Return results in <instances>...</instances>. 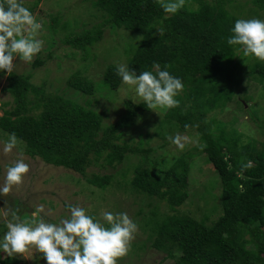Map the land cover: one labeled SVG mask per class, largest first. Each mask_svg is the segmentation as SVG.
Masks as SVG:
<instances>
[{
    "label": "trees",
    "instance_id": "16d2710c",
    "mask_svg": "<svg viewBox=\"0 0 264 264\" xmlns=\"http://www.w3.org/2000/svg\"><path fill=\"white\" fill-rule=\"evenodd\" d=\"M185 3L171 15L163 12L159 0H91L93 20L98 22H82L78 31V26L68 30L69 25L64 22L59 41L81 51L83 61H91L95 58L92 47L101 41L105 29L119 39L124 30L129 31L132 42H126L124 64L139 73L151 70L156 62L161 68L167 65L170 73L182 79L184 89L176 97L179 106L158 109L162 118L152 135L170 141L166 140L168 129L164 127L170 126L198 136V150L221 181V210L211 224L206 223L208 216L197 219L178 211L190 194V162L181 158L163 161L156 149L142 145L143 139L136 144L122 139L125 129L138 121L147 126L154 124L149 117L152 110L138 99L125 98L121 115L103 124L102 115L89 100L80 103L66 94L47 92L42 84L31 82L30 73H0V78L5 79L1 91L11 96L12 104L9 108L6 102L0 104V132L7 138L14 132L29 158L79 173L101 190L114 186L116 192L164 202L170 213L161 214L156 205L147 214L142 209L137 211L143 214L142 222L146 220L140 227L147 233L145 241H151L150 247L163 253V260L170 259L172 264H264V124L254 114L253 120L258 124L252 133L257 137L247 133L250 136L243 138L208 117L213 110H222L232 96L250 97L246 86L240 84L243 78L239 68L245 66L249 76L258 75L264 82V61L248 56L243 62H233L238 46L227 44L232 35L230 29L247 12L244 5L248 2L243 5L237 0L200 1L195 10ZM250 3L247 9L252 15L264 19V0ZM36 4L28 7L30 11ZM58 17L52 19L54 23ZM161 28L163 35L158 33ZM40 55H36L33 68L51 58L50 53L45 60ZM117 65L109 63L96 84L77 71L66 86L73 95L87 96L99 91L110 98L109 93L117 91L122 83L116 75ZM128 155L139 159L127 182L109 174L85 176L92 158L111 165L123 162ZM248 160L253 161V167L242 169ZM5 230L2 222L0 234ZM145 241L136 243L140 250L148 246ZM0 259V264H25L4 253H0Z\"/></svg>",
    "mask_w": 264,
    "mask_h": 264
},
{
    "label": "rangeland",
    "instance_id": "374dc122",
    "mask_svg": "<svg viewBox=\"0 0 264 264\" xmlns=\"http://www.w3.org/2000/svg\"><path fill=\"white\" fill-rule=\"evenodd\" d=\"M200 1L212 3L215 0H186L185 4L190 10H195L198 8ZM237 1L238 3H243V5L248 2L247 5H244L247 12L245 11L244 14L240 15V18L257 16L256 14L252 15L251 10L247 9L251 6V0ZM35 2L37 4L32 8V12L42 25V28L35 35L36 39L43 41L40 57L45 60V57L50 53L51 58L45 60L37 68L32 67L36 56L31 62L20 61L17 58L14 60L16 67L13 72L20 74L30 73L32 76L31 82L34 85L42 84L47 92L66 94L67 97L80 103L85 100L91 101L93 109L102 115L103 124L115 121L123 111L122 101L125 98H132V94L126 91L127 85L121 83L117 91L113 90L111 94L109 93V98L104 97L99 91L87 96L81 94L73 95V90L67 88L66 83L73 73L78 71L96 84L101 80V75L109 63L124 64L127 55L125 52L126 42H132L131 37H128L131 32L118 31L119 33L123 31L125 34L120 35L119 39L118 35L105 29L102 32L101 41L92 47L95 58L91 61H83L81 59V51L59 41V36L64 34L60 31V28L64 22L68 23V30L73 29L82 22L91 24L98 22V19L93 20L94 12H91V0H24V6L31 7ZM232 12L236 13V10L233 9ZM262 15L264 17V13ZM55 17L59 18L57 23L52 20ZM80 28L81 26H78L75 30L78 31ZM134 35L137 36L136 34ZM243 59L245 57L242 52L236 51L233 62H243ZM239 74L243 78L240 84L246 86L250 97L239 98L238 96H232L222 110L219 112L218 110H213L208 113V117H214L227 129L242 134L243 138L247 137V133H251L250 135L256 138L257 134L254 131L252 133V128H255L258 124L253 120L254 114L259 117L260 124H264V82L258 75L249 76L248 69L245 66L239 68ZM4 85L5 79L0 78V104L6 102L8 103L6 107L9 108L12 106L11 96L1 91ZM156 111L157 113L155 111L149 112V117L152 118L154 124L147 126L142 125V122L138 121L134 127L125 129L122 139L135 144L143 139L145 143L142 145L156 149V154H159L163 161L167 162L181 158L185 162H190V173L188 175V190L190 194L187 200L178 207V211L197 219H201L203 215L208 216L206 223L211 224L216 220L221 210L219 200L221 191L220 178L212 165L203 158L202 153L199 151L201 149L198 150L199 138L195 133L190 136L187 133L176 131L170 126H164L168 129L166 140L177 134L186 138L183 150L178 149L171 141L167 140L165 142L164 139L152 135L155 131V125H158L157 121L162 118L158 109ZM147 132L150 133L149 136ZM7 140L8 138L5 134L0 132V184L3 183L7 166L17 159H24L29 164L30 171L26 174L21 185L13 186L9 193L0 195V224L10 218L8 214L11 212H16L17 214L19 212L18 215L21 219H32V213L36 211L39 205H44V213L42 214L44 218L54 223H58L61 219L68 217L69 213L65 206L66 204L84 207L88 214L93 215L101 222H103L102 217L105 211L113 213L124 211L137 223L138 231L135 239L131 242L129 253L120 258L118 264H172L170 259H162L164 257L163 253L150 247L149 242L151 243V241H145L147 240V233L140 227L146 220L142 222L143 214L137 213V211L142 209V212L147 214L151 207L155 205L161 214L170 213L164 202L155 198H138L126 191L119 190L116 192L117 190H115L114 186L101 190L87 183L84 176L79 173L62 167L47 165L39 159L29 158L24 154L19 143L12 152L4 153L3 143ZM243 142H246V140H243ZM159 146L161 147L156 148ZM190 157L193 158L190 160ZM138 159L139 156L128 155L123 162H115L110 165L103 159L96 161L92 158V162L85 170V176L109 174L114 175L118 180L127 182L132 177L133 168ZM168 163L164 166H168L170 164ZM142 241H145L148 246L140 250L136 243H141ZM4 255L6 256V254ZM24 255L26 258H19V254L17 258L25 264L34 262L45 264L42 259L39 261L32 259L34 256L40 255L35 252V249H30Z\"/></svg>",
    "mask_w": 264,
    "mask_h": 264
},
{
    "label": "clouds",
    "instance_id": "9594fccd",
    "mask_svg": "<svg viewBox=\"0 0 264 264\" xmlns=\"http://www.w3.org/2000/svg\"><path fill=\"white\" fill-rule=\"evenodd\" d=\"M159 3L164 13L174 15L185 0H159ZM41 28L33 12L24 6V0H0V73H12L16 67L14 60L31 62L42 51L43 41L35 38ZM230 31L228 45L238 46L236 51H242L244 57L264 61V19H236ZM163 32L162 28L158 29L160 35ZM116 75L127 85L126 91L132 94V99H138L156 113L157 109L169 110L180 104L176 97L183 91L184 83L170 73L167 65L161 68L154 62L151 70L138 73L127 64H119ZM169 139L178 149L185 148V137L177 134ZM17 144L16 134L10 133L3 143V152H12ZM252 167V160L241 165L242 169ZM29 171L30 166L24 159L7 166L0 195L21 185ZM65 206L69 215L58 223L44 218V205L36 208L32 219H21L16 212L8 214L10 218L4 221L6 230L0 234V253L7 258H17L18 254L19 258H26L24 254L35 249L40 255L32 259H42L45 264H118L129 253L138 225L127 212L105 211L101 222L84 207Z\"/></svg>",
    "mask_w": 264,
    "mask_h": 264
}]
</instances>
